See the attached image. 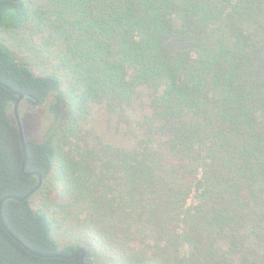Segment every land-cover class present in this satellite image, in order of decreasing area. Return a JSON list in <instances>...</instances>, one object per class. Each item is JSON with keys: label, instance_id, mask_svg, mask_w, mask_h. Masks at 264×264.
Returning <instances> with one entry per match:
<instances>
[{"label": "trees", "instance_id": "16d2710c", "mask_svg": "<svg viewBox=\"0 0 264 264\" xmlns=\"http://www.w3.org/2000/svg\"><path fill=\"white\" fill-rule=\"evenodd\" d=\"M0 83V264H264V0H0Z\"/></svg>", "mask_w": 264, "mask_h": 264}, {"label": "water", "instance_id": "95a60500", "mask_svg": "<svg viewBox=\"0 0 264 264\" xmlns=\"http://www.w3.org/2000/svg\"><path fill=\"white\" fill-rule=\"evenodd\" d=\"M11 1L18 2L20 0H11ZM0 85L5 86L8 90H13L10 86H7V85H5L3 83H0ZM14 93L19 97V99L15 103L14 114H15V120L17 122L19 131H20L22 146H23V150H24V166H23V171H24V174H25L26 177L31 178V177H34V176H38L39 177V183L35 187V189H33V191H31V193H29L26 197L19 198V197H16V196H8V197H5L1 201V203H0V217H1V220L2 221H3L2 208H3L4 203L7 200H11L12 199V200H17V201H23L26 198H28L29 196H31L33 193L37 192L42 187V184H43V177H42V175L40 173H38V172H27L28 155H27V148H26V135H25V131H24L23 123H22L21 110H20L21 109V103L25 99V96L23 94L17 92V91H15ZM30 101L33 103L34 106H38L40 104L39 100H37L34 96H32V100H30ZM5 227H6V225H5ZM6 229H7V227H6ZM13 237L16 238L14 235H13ZM26 248L30 252H32L33 254H35L37 256H40V257H46V258H64V259H71V258H73V257L81 254V264H86L85 263V260H86L87 252H86L85 249H80L77 254L68 256V255H61V254H59V255L40 254V253H37V252L31 250L28 247H26Z\"/></svg>", "mask_w": 264, "mask_h": 264}, {"label": "rangeland", "instance_id": "374dc122", "mask_svg": "<svg viewBox=\"0 0 264 264\" xmlns=\"http://www.w3.org/2000/svg\"><path fill=\"white\" fill-rule=\"evenodd\" d=\"M37 109L38 110L32 112L33 110H35V108L34 109H28L26 106H22V108H21L22 115L25 116V118H27V120H29L32 124L31 127L28 126V129L24 125L26 137H36L38 140H40V139L44 138L45 130L49 127V125L51 123H47L44 126L45 130L44 129L42 131L36 130V128L41 125L42 120H44L43 117H41V115H37V116L34 115V113L36 114L37 111L42 110L41 107H38ZM46 117H48V116H46ZM34 127H36V128L34 129Z\"/></svg>", "mask_w": 264, "mask_h": 264}, {"label": "flooded vegetation", "instance_id": "af4514ba", "mask_svg": "<svg viewBox=\"0 0 264 264\" xmlns=\"http://www.w3.org/2000/svg\"><path fill=\"white\" fill-rule=\"evenodd\" d=\"M22 106H26L28 109H32L33 108V103L30 101V99H24L21 103V108Z\"/></svg>", "mask_w": 264, "mask_h": 264}]
</instances>
